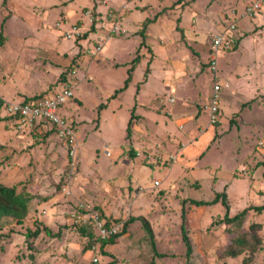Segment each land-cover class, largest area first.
Wrapping results in <instances>:
<instances>
[{"label":"rangeland","instance_id":"obj_1","mask_svg":"<svg viewBox=\"0 0 264 264\" xmlns=\"http://www.w3.org/2000/svg\"><path fill=\"white\" fill-rule=\"evenodd\" d=\"M2 1L0 184L30 200L22 225L0 223V264H264L263 251L256 255L244 251L234 258L223 255L238 232L234 224L228 229L222 223L221 199L201 206L189 201H209L224 192L229 216L248 208L241 232L251 222L264 226V210H253L264 203V90L255 94L253 111L245 109L251 103H237L248 94L243 64L255 60L259 76H264L260 31L247 33L245 23L251 18L237 17L256 0ZM258 2L261 10L256 18L261 19L264 0ZM121 4L129 11L124 17L128 33L113 36L99 53L82 52L83 46L94 41L90 37L81 43L66 38L64 30L80 24L87 28L90 15L120 13ZM191 9L205 20L233 9L235 16L225 19L226 26L235 21L247 35L243 41L251 43L242 42L234 58L228 52L218 56L217 69L212 70L206 46L210 35L218 32L206 34L209 25L199 23L202 47L182 36L180 27L191 25ZM145 18H154L161 29L148 21L144 29L148 34L140 33ZM217 18L215 22L223 25V18ZM159 33L165 47L169 46L166 57L160 58L155 57ZM134 58H138L136 67L124 87ZM171 59L186 69L170 92L167 85L161 86L158 70L164 67L165 73L173 74L176 66ZM198 62L200 69L194 71ZM64 73L75 99L69 98L60 111L61 118L73 120L77 128L74 156L56 131H50L57 127L54 124L40 122L22 129L6 115H11V103L27 96L52 98L66 86ZM215 83L221 86L219 121L210 125L207 106ZM132 113L137 117L129 138L127 123ZM130 144L138 151L135 157L128 153ZM80 205L94 209L116 232L130 217L145 218L161 256L152 251L138 219L114 243L101 247L100 240L110 235L98 234L91 219L75 222L71 213ZM36 226L39 235L28 240L26 230ZM87 227L91 236L81 233ZM183 229L191 243L189 257ZM261 235L264 240V231Z\"/></svg>","mask_w":264,"mask_h":264},{"label":"built area","instance_id":"obj_2","mask_svg":"<svg viewBox=\"0 0 264 264\" xmlns=\"http://www.w3.org/2000/svg\"><path fill=\"white\" fill-rule=\"evenodd\" d=\"M259 8V2L256 0L253 3L247 5L245 8V13L250 18H256ZM115 16H117V19H114ZM121 16L122 15H120V13L113 14L112 12L102 13L101 16L90 15L87 17L89 25L87 28L80 24V26H74L69 30H64L66 38H69L72 41L78 40V43H81L83 34L87 32L89 36L84 37L85 41L88 42L89 37L94 41L90 45L83 46L82 52L89 55H95L102 51L106 43L113 36L126 33V28L124 27ZM88 31H90V33ZM236 31V24L230 23L225 30L211 35L209 65L212 70L216 71V63L219 53L222 51H229L235 47L238 40ZM220 87L221 86L218 83L213 85V94L211 95V100L207 106L209 110L210 125H214L218 122L219 100L217 99V94ZM72 96L73 89L68 86L55 93L52 98L40 97L25 104H22L21 102H15L11 103L8 109L11 114H15L17 112L19 113V123L24 128H33V126L38 125L40 121H45L51 125L54 124L57 126L55 127L57 137L68 147L69 155L74 156L78 146L76 138L77 130L72 126L70 121L66 119L63 120L59 115L60 107L69 98H72ZM169 100L171 102L174 101L172 97H170ZM71 217L75 222H79L80 220L84 221L85 218L91 219V222L97 226L98 234L101 236L112 235L116 232L112 224L108 223L106 227L105 221L102 222L99 214H97V212L92 208H85L84 206L80 205L76 212L71 213Z\"/></svg>","mask_w":264,"mask_h":264},{"label":"trees","instance_id":"obj_3","mask_svg":"<svg viewBox=\"0 0 264 264\" xmlns=\"http://www.w3.org/2000/svg\"><path fill=\"white\" fill-rule=\"evenodd\" d=\"M5 1L6 0H3L2 3L4 4ZM180 1L181 0H177V2H180ZM148 21H151V20L146 18V20L143 21V27L139 31L140 33L144 32L146 22H148ZM85 35L88 36L89 34H87V32H85L82 37L83 38L86 37ZM3 40H4V38L2 37V35H0V46L2 45ZM76 41H78V40H76ZM137 59L134 58L131 61V67L128 70V77L125 80L124 87L127 86L128 82L131 79V71L134 70V67L137 64L136 63ZM208 63H209V60H208ZM65 73L62 76V80H63L62 82L66 83V86L62 87L61 89L68 87L69 86L68 83L72 85L71 82H68L69 81L68 76L66 78ZM121 89H123V88H121ZM40 97H42V94L33 95L31 97L27 96V97L23 98L22 101H19V102H21L22 104H25V103L31 102L33 100H36L37 98H40ZM71 99H75V97H73ZM3 102H4V100L2 99V97H0V108H2ZM5 114H6V112H5ZM6 115H7V117H9V119L14 120V123L18 128L24 129V127L21 126L19 123V116H18L19 113L18 112L15 114H11V115L6 114ZM59 115L62 116L61 111L59 112ZM136 117H137V115H135L134 113L131 114V116L128 120V123H127L128 128H127V136L126 137L130 138V135H131V127L130 126H131V123L134 122V118H136ZM40 122L48 124V122H45V121H40ZM71 124L74 128H76L73 121H71ZM50 131L55 132V127H51ZM215 138H216V135L214 136V139ZM128 151H129L128 153L130 154L131 157H135L136 154L138 153V151L134 148V146L132 144H130V146L128 147ZM145 155H146V152H145ZM219 199H221V202H222L223 206L225 207V213H224L223 217L221 218L222 223H227L228 229H230L229 226H232L234 224L235 230L238 232V234L231 239L230 244L227 245V247L224 249L223 255L230 257V258H234V257L241 255L244 251L249 252L251 255L253 253L255 254L256 252H259V251L264 252V240H263V236L261 235V232L264 231L263 223L251 222V224L248 226V229L246 232L240 231L242 221L246 215L248 208H245L244 210L240 211L238 214H234L233 216H229L228 215L229 204L227 202V199H226L224 192L216 193L215 196L213 197V199H211L209 201L193 200V199H190L189 201L191 204H193L195 206H201V205L215 204L218 202ZM29 200H30V198L24 197L22 192L17 193L14 188L7 187L5 185L0 184V223L3 221H7V222L13 221V222H15V224L22 225L24 223L25 217L28 213V202H29ZM253 210L255 212H261L262 210H264V203L262 205L254 206ZM184 214H185V212L182 211V217L184 216ZM135 219H138L142 222V228L146 232V236H147V239L151 245L152 251L156 255L161 256V254L157 253L155 250V241H154V235H153V230L151 228V225H150L148 220H146L145 218H143L141 216H137L136 218L130 217L127 221H125L122 224L119 232H115L114 234L110 235L108 238L101 239L100 240L101 247H103L107 243H114L118 236H120L121 234L126 232V229H127V226L129 225V223L133 222ZM107 225H108V222L105 221V226L107 227ZM45 230L47 231V229H45ZM47 232H49V231H47ZM26 233H27L26 236L28 237V240L35 239V237H37L40 233V228H39V226H36V228H34L33 230L27 229ZM81 233L82 234L86 233V234L91 236L92 231H91V229H89V227H87L85 230L83 228ZM182 235H183V241L185 242V245H186V256L189 257L190 254L192 253V248L190 245L191 244L190 239L187 236L185 229H183ZM28 247L32 248V245H29ZM246 260H248V258ZM245 263H246V261H245ZM187 264H190V263L187 262Z\"/></svg>","mask_w":264,"mask_h":264},{"label":"crops","instance_id":"obj_4","mask_svg":"<svg viewBox=\"0 0 264 264\" xmlns=\"http://www.w3.org/2000/svg\"><path fill=\"white\" fill-rule=\"evenodd\" d=\"M250 4V3H249ZM122 6H123V8H122ZM121 7V8H120ZM247 7V6H246ZM117 8H120V15H122V22H123V24H124V17H125V15H129V11L127 10L128 8H127V6L125 5V4H121L119 7H117ZM190 9V8H189ZM261 10V8L259 9V11ZM127 11V12H126ZM190 12H192V13H190ZM190 12H188L191 16H192V19H191V25L188 27V29H186V28H184V27H180V29L181 30H183V32L181 33L182 34V36H184V37H186V38H188L189 39V41H191V42H193V43H197L199 46H201L202 47V45H203V43H204V38H202V36H201V31H202V28H200V27H198L197 28V25L200 23L201 25H203V27H205V24H208L209 26L207 27L208 28V30L206 31V34H207V32H209V35L212 33V32H220V31H222V30H225L228 26H226V22H225V19H229V17L231 16H235V14H234V10L233 9H231L229 12H227V13H229V14H226V13H223V14H219L218 16L221 18H223V20H224V22H222V24L223 25H225V26H223V25H218L219 24V22L217 21V22H215L218 18V16H215V18H211L210 17V19L209 20H205V18H203V16H201V14L200 13H195V11L194 10H190ZM126 13V14H125ZM203 14H205V13H203ZM209 15V14H208ZM222 15V16H221ZM244 15V16H243ZM237 17H239V19H243L244 17H248V15H246V13H245V11H244V13H242V15L240 14H238L237 13ZM234 18V17H233ZM250 18V17H249ZM146 19V18H145ZM147 19H150V18H147ZM182 18L180 17V20H181ZM236 18H234V20H235ZM154 20V18H151V21H150V23H153V24H157L156 22H154L153 21ZM230 23H235V24H237L235 21H231L230 20ZM158 26V28L159 29H161V25H159V24H157ZM245 25H246V32H247V30H248V32L247 33H249L250 34V32H252V31H257V30H259L260 32H259V36H258V38H259V40L260 41H262V44L261 45H263V47H264V17L263 18H261L260 19V17H258V18H256V19H252L251 18V20H250V22H248V23H245ZM125 27V26H124ZM236 27H237V31H236V36H237V38H238V42H237V44H236V46L233 48V49H231V50H229V51H222V52H220L219 53V57L223 54V53H225V52H228V53H226L228 56H230L231 58H234V53L238 50V48L240 47V45H241V47H242V42L243 43H246V44H250L251 43V41L249 40V41H246V42H244L243 40H244V38L245 37H247V35L245 36V31H243V30H241L239 27H238V24L236 25ZM146 29V28H145ZM138 31V30H137ZM187 31V32H186ZM146 34H148V31H144ZM149 32H150V30H149ZM128 32H127V29H126V34H127ZM189 35V37L186 35ZM245 33V34H244ZM126 34H124V35H126ZM159 35H163L162 33H159L158 34V36L156 37V38H158V40L161 42L160 44H158L157 46H155V54H156V56L155 57H166V55H167V53H168V47H165V45H164V43H162V42H165V38H163V37H160ZM210 37H211V35H210ZM254 42V41H253ZM209 43H210V41L208 42V44H207V53H208V50H209ZM200 50V49H199ZM196 51V50H195ZM169 55V54H168ZM165 62H167V61H165ZM164 62V63H165ZM168 62H170V61H168ZM171 62L173 63V65H175L176 66V68H175V70L173 71L174 73L173 74H167V73H165L164 72V70L163 69H165L164 67H162V68H159V70L158 71H161V78H160V82H161V86H164V85H167V88L170 90V92L173 90V88L175 89V86H176V84L177 83H179V81L181 80V77L183 76V75H185L184 74V69H186V68H182V67H180V65H178L177 63V61L176 62H174V61H172V59H171ZM258 66V62H256L255 60L253 61V62H251L249 65H247V64H243V74L245 75V77L246 78H244L246 81H247V87H248V94L246 95V96H244L243 98L244 99H240V97H239V99L240 100H238L237 99V103H251V105H250V107H245V109L247 110V111H253V102L255 101V94H258V92H259V90H264V76H259V72H260V70H259V68L257 67ZM135 67H136V65H135ZM134 67V68H135ZM200 69V63L198 62L197 64H195V68H194V71H196V70H199ZM169 72V71H168ZM261 73H263V72H261ZM217 74H218V72H217ZM217 74H216V77L218 78L219 76H217ZM225 80V79H224ZM227 85V84H226ZM226 85H224V86H226ZM226 87H228V85L226 86ZM167 92V91H166ZM144 94V93H143ZM143 94L141 93V97H143ZM146 95H150V94H146ZM262 95H264V92H262ZM210 97H211V95H210ZM173 98V97H172ZM220 98V97H219ZM239 101V102H238ZM220 105V103L218 104V106ZM252 107V108H251ZM245 110V111H246ZM218 111L220 112V108H218ZM244 111V112H245ZM72 113V112H71ZM219 114V113H218ZM255 115H257L258 114V112H256V113H254ZM138 116H140V119L141 118H143L142 117V115L141 114H138ZM219 116V115H218ZM247 117H249L250 119H251V117H253L252 116V113H250V115L249 116H247ZM66 118H69L68 116H66ZM69 119H71V118H69ZM72 120V119H71ZM142 120V119H141ZM73 121V120H72ZM133 124V123H132ZM215 125V124H214ZM38 129H39V127H38ZM204 132V131H203ZM202 136V135H201ZM136 149V148H135ZM138 149V148H137Z\"/></svg>","mask_w":264,"mask_h":264},{"label":"clouds","instance_id":"obj_5","mask_svg":"<svg viewBox=\"0 0 264 264\" xmlns=\"http://www.w3.org/2000/svg\"><path fill=\"white\" fill-rule=\"evenodd\" d=\"M218 104H219V102H218ZM219 108V107H218ZM219 117V116H218ZM219 121V120H218ZM76 130H77V128H75ZM77 134H78V132H77Z\"/></svg>","mask_w":264,"mask_h":264}]
</instances>
